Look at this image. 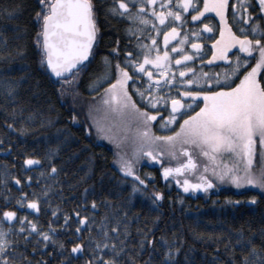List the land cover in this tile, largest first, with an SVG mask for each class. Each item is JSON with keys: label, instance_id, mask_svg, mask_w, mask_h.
Wrapping results in <instances>:
<instances>
[{"label": "snow or ice", "instance_id": "1", "mask_svg": "<svg viewBox=\"0 0 264 264\" xmlns=\"http://www.w3.org/2000/svg\"><path fill=\"white\" fill-rule=\"evenodd\" d=\"M38 3L35 18L39 29L34 40L38 46L42 44L41 65L46 63L47 70L58 79L65 74L71 77L84 68L90 49L94 47L98 33L97 8L93 0H38ZM229 4L231 23L240 26V35L229 27L226 18ZM15 10L0 6V13L8 16ZM212 12L219 18L220 28L216 39L210 40L211 55L207 60L225 61L228 65L215 75L189 66L201 63L200 56L204 53L200 40L210 39L204 34L213 32V27L210 23H200V20L207 19L205 14ZM104 14L126 18L137 25L135 30L131 24L126 29V33L134 31L137 36L135 58L126 51L120 60L117 42V46L103 58V71L89 84V90L93 92L100 84L106 85L102 90L101 104L108 122L107 131L112 136L105 134V139L131 144L130 152L116 153L115 162L119 172L132 177L128 198L138 192L153 204L162 199L159 190L145 191L146 181L152 173H145V178L137 174L138 161L142 157L164 165L160 167V177L165 183L176 180L184 192L199 189L207 193L218 183H226L236 188L250 186L264 195V0H202V3L200 0H111L104 7ZM142 31L147 32L146 42L140 39ZM181 31L183 34H179ZM160 45L165 46L163 50ZM233 45L238 46V51ZM229 49H233L235 56L229 53ZM113 56L117 57L115 79H111ZM253 57L255 62L245 71L244 67ZM241 71L243 74L239 75ZM236 75L239 80L229 86ZM109 79L111 83H108ZM137 81L142 86H138ZM205 81L214 90L204 89ZM16 83L0 81L4 92L0 113L5 121H10L6 127L13 130L19 113V131L23 135L27 131L24 123H34L37 114L28 111L25 115L24 105L17 103ZM192 85L204 90H190ZM130 91L139 97L138 101H133ZM140 102L143 107L137 106ZM197 104L199 108L187 115ZM161 106L168 114L158 129L168 134L153 136L150 124L159 119L156 109ZM98 107L89 108V119L104 133V124L95 116ZM181 116L183 119H179ZM38 118L40 127L54 122L43 109ZM70 119L76 121L77 117L73 114ZM177 120L179 127L174 123ZM169 125L176 130L172 131ZM89 130L85 125L84 132ZM72 142V133L67 128H60L57 129L56 143L45 150L43 161L31 154L24 155L23 166L36 167L43 162L44 168L37 174V179L44 176L49 183L39 191H33L31 199L28 193L21 192L16 201L18 205L26 202L28 209L37 210L42 200L50 202L53 185L61 186L58 174L64 172L68 175L65 166L84 150L77 147L58 163L54 157ZM165 156L171 157L166 165ZM24 170L27 169L22 167ZM77 171L83 174L69 185H84L76 203L63 213L62 219L58 215L62 209L50 204L51 215L46 228L42 229L38 222L24 215L17 222L15 211L5 209L0 213V264H48V259L56 254L60 255L58 264H66L69 257L64 255L65 251L82 257L81 264H177L180 249L175 232L168 235L161 231L154 235V227H138L133 241L128 224L131 218L122 222L125 212L117 213L108 195H101L102 189L86 182L90 179L88 171L81 166H77ZM193 175L196 176L195 182L191 179ZM181 177H185L183 183H180ZM12 179L17 185L22 183L15 176ZM23 182L25 186L30 185L31 177L25 176ZM225 199L228 201L227 197ZM248 200L255 203L257 196H250ZM59 202H65L62 191ZM102 207L104 210L97 219L95 212ZM4 222L9 226L4 227ZM17 223L18 226L13 228L12 225ZM58 229L68 234L66 239H57ZM13 232L16 240L10 238ZM254 234L252 231L245 236L242 229L232 230L225 240V251L230 256L228 264H264V228L260 229L259 243L254 242ZM180 242H183L182 237ZM66 244L70 246L66 248Z\"/></svg>", "mask_w": 264, "mask_h": 264}, {"label": "trees", "instance_id": "2", "mask_svg": "<svg viewBox=\"0 0 264 264\" xmlns=\"http://www.w3.org/2000/svg\"><path fill=\"white\" fill-rule=\"evenodd\" d=\"M93 2L97 8L98 33L90 57L84 68L74 72L71 77L58 79L48 73L45 64L41 65L42 45L38 46L34 40L39 29L35 18V13L39 8L38 0H0V6L16 9L11 16L0 13V81L18 82L14 89L17 103L24 105L25 115L28 111H35L37 114L34 123H24L27 131L21 135L19 113L13 126L14 130L6 127L10 121H5L3 114L0 113V213L5 209L15 211L17 222H19V217L24 215L27 219L38 222L43 229L49 223L50 204H53L62 209V212L58 213L62 219L63 213L74 206L80 190L84 187L83 184L69 187L83 174L82 171H77V166H81L90 175V179L86 182L89 185L95 184L102 189L101 195H108L112 208L117 213L125 212V216L121 217L122 222L128 217L131 218L128 219V224L133 241L136 238L138 227H154V235H159L161 231L168 235L175 232L180 249L176 256L177 264H228L230 256L225 251V240L232 234L233 229H242L245 236L254 231V242H260V229L264 228V195H260L255 190L235 192L217 185L208 189L207 193L201 192L199 189L195 192L192 190L184 192L179 188L176 180L165 183L160 177V167L164 165L155 164V162L142 157L138 161L137 174L141 178H145V173H152V177L146 181L145 191L159 190L162 192V199L153 204L146 196H142L138 192L133 193L131 199L128 198L132 177H126V174L119 172L115 163L117 160L115 149L108 141L104 140L101 133L95 130V126L89 119V108L99 106L102 100V90L106 85L100 84L93 92L89 90V84L103 71V58L108 56L113 47L117 46V42L120 60H123L126 51H130L135 58L137 36L134 31L132 34L126 33V29L131 24L135 30L137 25L129 22L126 18L105 15L104 7L110 4L111 0H93ZM188 15L190 17L191 13ZM205 16L207 19L202 18L200 23H210L214 34L213 32L204 34L210 39L201 38L200 40L204 53L200 56L201 63L189 64V66L197 71L215 75L228 65L227 62L217 63L207 60V57L211 55L210 40L216 39V36L219 35L220 26L213 15L206 13ZM226 18L233 32L240 35V26L231 23L230 4L226 8ZM179 34H183L182 31ZM159 36L161 39L163 38L162 33ZM249 38L253 39L251 36ZM140 39L146 42V31L141 32ZM188 43H191V40ZM160 47L163 50L165 46L160 45ZM235 54L232 55L235 56ZM111 59L113 62L111 79H115L114 65L117 57L113 56ZM253 59L249 62L250 64ZM244 70L246 71V69ZM242 74L241 71L239 75ZM239 75L235 76L229 86H234V83L239 80ZM259 78H261L260 75ZM111 79L108 80V83H111ZM137 84L142 86L139 81ZM204 89L214 90L209 88L207 81L204 82ZM204 89H200L196 85H192L190 88L193 91ZM129 94L133 95L131 91ZM3 95V86L0 85V100L3 99ZM138 100L139 97L133 95V101ZM137 106L143 107L144 105L140 102ZM8 108L11 111V105ZM198 108L199 104L193 107L187 115H191ZM41 109L46 116L54 120L51 125L39 126L38 115ZM156 111L160 117L151 122V134L153 136L167 135L168 132H161L158 129L163 117L167 115V110L161 106ZM73 114L77 117L76 121L70 119ZM179 119H183V116ZM85 125L89 126L88 133L84 132ZM60 128H67L72 133L73 142L63 148L58 157H54L58 163L68 156L69 152L75 151L77 147L84 148V150L77 153V158L65 166L68 175H65L64 172L58 174L57 179L61 181V186L53 185L50 202L41 198L42 202L38 204L37 210L28 209L26 202L22 206L18 205L16 201L21 192L28 193V198L31 199L33 191H39L42 186L49 183L47 177L41 176L39 180L37 179V174L44 168L43 162L36 167L23 166L24 155L31 154L43 161L45 150L50 144L56 143L57 129ZM173 130L176 128L174 127ZM163 160L166 165L171 157L165 156ZM22 167L27 170L22 171ZM13 176L20 179L22 183L17 185L12 179ZM25 176L31 177V184L28 186H25L23 182ZM184 178L181 177L180 183H183ZM61 191L65 198L64 203L59 202ZM253 195L257 196L255 203L248 200ZM226 197L231 202L226 201ZM178 198L179 202H177ZM103 210L102 207L95 212L97 219ZM8 226V222H4V227ZM17 226L18 223L12 225L13 228ZM53 226L56 227V225ZM71 227L74 228V225ZM86 231L87 229H85ZM67 235L66 232H59L58 229L57 239H66ZM217 236H219V240H217ZM181 237L183 238L182 243L180 242ZM10 238L17 239L14 232ZM69 246L66 244V248ZM48 248L51 252L50 244ZM44 255L47 256V253ZM64 255L69 257L66 264H81L83 259L75 257L74 254L70 255L67 251L64 252ZM36 258L33 257V259ZM59 260L60 255L56 254L48 259V264H58Z\"/></svg>", "mask_w": 264, "mask_h": 264}, {"label": "rangeland", "instance_id": "3", "mask_svg": "<svg viewBox=\"0 0 264 264\" xmlns=\"http://www.w3.org/2000/svg\"><path fill=\"white\" fill-rule=\"evenodd\" d=\"M209 14H211V15H213L214 16V18L217 20V22H218V24H219V18H217L216 16H215V13L214 12H212V13H209ZM220 26V25H219ZM253 38V37H252ZM171 42V41H170ZM169 42V43H170ZM233 48L234 49H236V51H238V46L237 45H233ZM229 53H231V54H235V52L233 51V49H229ZM254 59H253V61H252V63H254L255 62V57H253ZM214 62H217V63H222V62H224L225 63V61H214ZM248 67H251V64L249 63L247 66H245L244 67V69H246L247 70V68ZM259 75H260V73H258L257 74V77L259 78ZM235 78V77H234ZM233 78V79H234ZM229 85H231V83L229 84ZM203 101L201 100V103H202ZM197 105H195V107H196ZM168 114V113H167ZM95 116L97 117V118H99L100 120H101V123H103L104 124V127H105V132L104 133H102L96 126H95V130L98 132V133H101V135L103 136V138H104V140H106V141H108L112 146H113V148L115 149V154L117 153V152H121V153H123V152H130L131 151V144H130V142H127V143H125V142H122V141H120V140H113V139H111V138H109V139H105V134H107V135H109L110 137L112 136V133H109L108 131H107V119H105V113H104V108H103V105L101 104V102L99 103V107L97 108V113L95 114ZM159 117H160V115H159ZM175 124H176V126L179 124V123H177V121H175L174 122ZM168 127H170L171 128V130L174 128V127H172L171 125H169ZM178 127H179V125H178ZM115 131V129H113V132ZM173 131H175V130H173ZM161 132H166V131H163V130H161ZM119 135H123V133H120ZM130 135V134H129ZM170 157V156H169ZM116 158H118L117 157V155H116ZM145 159L147 158V157H144ZM227 158V157H226ZM197 159L199 160L200 159V157L197 155ZM152 162H155V161H152ZM155 164H156V162H155ZM191 179H192V181L193 182H195L196 181V176L195 175H193V176H191ZM179 186V185H178ZM217 186H222V187H225V188H228V189H231V190H233V191H235V192H239V191H244V190H253V189H251V187L250 186H242L241 188H236V187H233L231 184H226V183H218L217 184ZM180 188V187H179ZM181 189V188H180ZM200 191V190H199ZM255 191H257V190H255Z\"/></svg>", "mask_w": 264, "mask_h": 264}, {"label": "water", "instance_id": "4", "mask_svg": "<svg viewBox=\"0 0 264 264\" xmlns=\"http://www.w3.org/2000/svg\"><path fill=\"white\" fill-rule=\"evenodd\" d=\"M94 43H95V41H94ZM42 45V44H41ZM91 50L92 49H90V54H91ZM241 55H243V54H241ZM89 59V58H88ZM88 61V60H87ZM45 66H46V69H47V65H46V63H45ZM48 71V73L51 75V73H50V71L49 70H47ZM67 77H69V76H67L66 74L63 76V78L62 79H66Z\"/></svg>", "mask_w": 264, "mask_h": 264}]
</instances>
